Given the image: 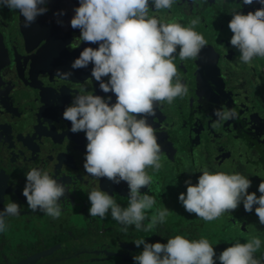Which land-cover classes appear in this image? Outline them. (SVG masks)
Returning a JSON list of instances; mask_svg holds the SVG:
<instances>
[{
    "label": "flooded vegetation",
    "instance_id": "obj_1",
    "mask_svg": "<svg viewBox=\"0 0 264 264\" xmlns=\"http://www.w3.org/2000/svg\"><path fill=\"white\" fill-rule=\"evenodd\" d=\"M78 2L50 0L49 12L39 16L28 28L23 27V18L18 12L0 8V133L6 136L4 142L0 140V204L4 199L14 198L16 193L22 194L25 174L32 168L50 170L57 178L58 170L52 168L54 165L59 166V170L67 171L65 167H69V162L84 161L85 153L82 150L87 144L86 135L83 131L71 132V122L62 115L75 95L93 93L110 96V103L115 102L114 93H104L99 83L91 77L92 64L73 70L70 79H61L55 74L57 69L69 70L71 62L84 47H98V44L84 42L79 47H73L79 42L80 33L79 29L70 27L69 20ZM259 7L261 5L257 0H253L251 5H244L242 0H176L170 10L153 13L150 9L149 13L168 22L178 21L184 26L190 20L199 18L195 31L208 41L198 59L180 61L178 54L176 56L175 63L182 81L187 84L188 95L177 98L171 105L166 102L158 105L155 116L148 117L162 150L161 169H148V172L155 179L159 197L158 202L156 199V209L165 206L171 218L178 216L182 221L170 223L171 226L168 224L169 229L176 233L199 228L208 240L218 241L214 246L217 256L234 244L237 238L245 243L250 239L248 236H256L261 240V248L256 253L259 257L264 253V225L259 223L253 211L244 210L242 202L237 209L216 220H200L178 204V195L186 193V180L197 183L200 170L204 167L212 172L231 174L237 172L235 164L240 161L244 168L243 175L248 179L257 178V183L264 179V58L256 57L250 65L242 63L238 49L230 44L232 32L228 27L233 9L247 14ZM150 8L154 6L150 4ZM59 9L66 12L62 18L64 26L57 24L53 15ZM103 79L107 81L108 78ZM217 108H234L238 119L216 126L213 111ZM242 131L244 134L241 135ZM32 146L33 150L30 149ZM219 147L224 150L220 151ZM77 156L82 158L75 159ZM60 157L72 159H58ZM81 169L84 171V168ZM75 170L78 174L80 168ZM84 178V182H75L83 183L90 188L85 189L89 192L95 183L87 174ZM15 181L16 185L11 186ZM252 183L255 182L251 181L249 189ZM120 189L107 193L126 207L128 194L115 192ZM249 189L248 192L253 193ZM82 190L71 192L75 198L61 199L62 216L59 219L44 214L42 222L51 228L49 233L28 229V236L19 235L15 247L0 242V264H135L131 258L136 254L133 251L141 252L143 249L138 248H143V245L137 247L132 244L133 241L145 239L149 243H162L159 234L160 227L167 229L164 223L151 231H137L132 225L124 232L121 230L124 226L115 221L110 212L104 218L93 217L89 215V208H85L87 217L81 218L82 226L66 222L71 220L70 216L80 215L77 205L83 198L85 205L90 207L88 194H83ZM67 202L72 205L68 207ZM26 203L22 202L25 207ZM22 204L20 215L6 217L7 227L0 232V238L7 236L9 231L13 233L20 221L22 227L24 223L26 227L34 226L35 215H41L40 212L34 213L29 209L28 214L24 215ZM149 222L145 220V226ZM211 226L210 231L204 228ZM234 231V238L226 240L229 233ZM170 233L168 239L177 235ZM84 237L92 242L79 243L80 238ZM94 237L96 240H93ZM28 243L36 248L30 254H26L28 248H23ZM163 243H167V239H163ZM61 244L66 245L56 249V254H51L55 250L47 252ZM101 253L106 258L98 259ZM215 264H220V261L217 259Z\"/></svg>",
    "mask_w": 264,
    "mask_h": 264
},
{
    "label": "clouds",
    "instance_id": "obj_2",
    "mask_svg": "<svg viewBox=\"0 0 264 264\" xmlns=\"http://www.w3.org/2000/svg\"><path fill=\"white\" fill-rule=\"evenodd\" d=\"M251 5L253 0H242ZM261 7L247 14L237 9L231 11L228 27L232 32L230 44L238 49L239 59L251 64L256 57L264 58V0H257ZM50 0H0V8L15 11L23 18V27H30L39 16L49 12ZM176 0H79L69 20L72 29H79V42L73 47H84L74 58L70 69H57L61 79H70L73 70L92 64L91 77L99 83L104 93H114L116 99L100 95L77 94L63 111V118L71 122L70 131H83L86 135V153L83 167L96 182L88 192L89 215L111 217L124 227L132 225L137 231H151L165 222L169 209L162 207L149 216L156 204L154 196L142 194L140 189L153 183L148 169L159 171L161 145L156 130L148 117H154L157 106L171 105L177 98L188 95L187 84L182 81L175 63L179 60L198 59L201 49L207 46L204 36L195 31L199 18L187 26L178 21H165L156 14L170 10ZM150 4L154 8H150ZM56 22L64 26V9L53 13ZM177 49H179L177 51ZM107 77V81L103 78ZM216 126L238 119L234 108L214 109ZM22 194L32 212H42L53 219L62 215L61 197L69 189L49 171L32 168L26 174ZM113 183L127 182L129 193L126 207L113 195L102 191L99 179ZM186 193L178 195L179 202L188 213L206 222L230 213L243 203L244 210L255 213L264 225V179L258 185L260 195L248 192L251 180L238 172H212L204 167L197 183L185 181ZM21 214V206L9 202L0 210V232L7 227L6 217ZM150 222L145 226L144 221ZM133 243L143 250L133 257L135 264H264L261 240L253 236L247 242L237 240L217 256L213 245L206 238L189 240L182 235L167 239V243H149L137 239Z\"/></svg>",
    "mask_w": 264,
    "mask_h": 264
},
{
    "label": "rangeland",
    "instance_id": "obj_3",
    "mask_svg": "<svg viewBox=\"0 0 264 264\" xmlns=\"http://www.w3.org/2000/svg\"><path fill=\"white\" fill-rule=\"evenodd\" d=\"M262 131L264 132V128L262 129ZM242 134H244V131H242V133H241V135ZM4 134H1L0 133V138H2V139H0V140H3V142L5 141L4 139H6L5 137V135L3 136ZM84 147H85V145H84ZM30 149L31 150H33V146L32 147H30ZM220 151H222V150H224V148L223 147H219L218 148ZM83 151V153H86V147H85V149H83L82 150ZM69 157H71V156H69ZM69 157H64V158H58V159H66V160H71L72 158H69ZM81 159L82 157L81 156H77V157H75V159ZM83 163H84V161L83 160H78V162H69L67 165H69V167H65L66 169H67V171H62V170H59V166H56V165H54L53 163V169L54 170H58V172H57V174H58V176H57V178L60 180V182H63V183H65L66 184V187L69 189V191L68 192H66V194H65V197H61V199H63V198H66V197H70V198H75L76 196H73L72 194H71V192H74L75 190H82L83 191V194H84V192L86 193V194H88V192L85 190V189H90V188H86V186L85 185H83V183H80V184H76V180H79L80 182L82 181V182H84L86 179L84 178V176L86 175V171H85V169H84V171H83V169H81V168H84L83 167ZM229 166V165H228ZM235 166H236V169H237V172L238 173H240V174H244L243 172H244V168H243V166L241 165V162L240 161H238L236 164H235ZM75 168H80V171L78 172V174H76V170H75ZM51 169V168H50ZM50 171V170H49ZM150 175H152L151 173H149ZM74 176H77V178L78 177H80L79 179H76ZM153 176V175H152ZM71 181H74L75 183L73 184ZM94 181V180H93ZM251 181H254L257 185H255V183H252V188L251 189H249V190H251V191H253V193H255L257 196H259L260 194L258 193V185H259V183H257L256 181H257V178H252L251 179ZM94 183H96L95 181H94ZM98 183H99V187H100V189L102 190V191H106V192H112V189H117V188H121L120 190H115V192H119L120 194H123V195H126V194H128V192H129V188H128V185H127V182H125V181H121L119 184H116V183H113L112 181H110V180H108L106 177L105 178H100L99 179V181H98ZM11 186L13 185V186H15L16 185V181L15 182H13L12 184H10ZM9 186V185H8ZM156 185H155V179H153V183L150 185V191H149V189L147 188V187H142L141 189H140V192L142 193V194H144V193H147V194H149V195H152V196H154V198H155V200L157 199V202H158V199H159V197H158V195H157V192H156ZM76 193H79V192H76ZM82 195V194H81ZM13 200V201H12ZM16 202V203H18L19 205L20 204H22V202L23 201H26V198L22 195V194H17L16 193V195H14V198H12V199H4V201L0 204V205H2L1 207H0V210H2V207H4L7 203H9V202ZM167 201H169V198L167 199ZM176 199H175V203H176ZM27 202V201H26ZM68 203V207L69 206H71L72 204L71 203H69V202H67ZM27 204V203H26ZM86 203H85V198H83L81 201H80V204H78L77 205V207H78V213L81 215V217H80V215H74V216H70V219L72 220H67L66 222H69V223H73V222H75V224H76V226H78V227H80V226H82V224H80L81 222H82V219L81 218H86L87 216H86V212H85V208H89V206L88 205H85ZM179 205H182L181 203H178ZM242 204V203H241ZM240 204V205H241ZM125 206V205H124ZM156 206L157 205H154L153 206V209L152 210H150L149 211V215H152L154 212H155V210H156ZM22 207L24 208V212H23V214L24 215H27L28 213H26L29 209L27 208V207H25L23 204H22ZM4 209V208H3ZM82 209V210H81ZM253 212H254V214L256 215V213H255V206H253V210H252ZM39 212V211H38ZM35 213V212H34ZM36 214H38V213H36ZM40 214L41 215H35V218H34V226H25V223L23 224V227L21 226V223H22V221H20L18 224H16L15 225V228H14V232L12 233V231H9V232H7V236H3L2 238H0V242L1 243H3V244H5V245H9L10 247H15V244L16 243H18V236L20 235L21 237L23 236V237H27L28 236V229L29 230H35V229H37V230H40V231H42V232H46V233H49L50 232V230H51V228H49L44 222H42V218L45 216L44 215V213H42V212H40ZM39 216H41V218H40V221H37V219H38V217ZM62 216V215H61ZM60 216V217H61ZM200 219V218H199ZM201 220V219H200ZM85 222H86V220H84ZM83 221V222H84ZM188 222H189V219L187 220ZM187 221H184L185 223L187 222ZM196 222L198 221V219L197 220H195ZM7 222V221H6ZM77 222H79V223H77ZM179 222H182V221H179V217L178 216H173L172 218H171V216L169 215L168 217H166V219H165V222H164V224H166V228L167 229H163V227H160V234H159V237L161 238V242L163 243V239H168V237H170L171 235V233L170 232H172V234L173 233H175L173 230H171V229H169V225H170V223H179ZM52 224V223H51ZM169 224V225H168ZM202 224V223H201ZM171 226V225H170ZM82 228V227H81ZM204 228H206L205 230H211L212 229V226L211 227H204ZM230 230V229H229ZM228 230V231H229ZM199 228H197V229H194L193 231H181L180 232V230L179 231H177L175 234H179V232H180V235H182V236H184L185 238H187V239H189V240H198V239H200V238H206V239H208L207 238V236H205L204 234H201V231L202 230H200L199 232ZM162 232H164L163 233V235L161 234ZM32 233V232H31ZM30 233V234H31ZM36 235H38L37 233H35ZM206 234H207V232H206ZM263 235V234H262ZM234 236H235V231L234 232H232V233H229V235L227 236V238H226V240L227 239H229V238H234ZM34 237H35V235H34ZM34 237H33V239H34ZM249 238H251L250 236H248ZM264 237V236H263ZM32 238H31V242L32 241H34ZM93 240H96V238L94 237L93 238ZM237 240H239V238H237L236 239V241ZM246 240V239H245ZM229 241V240H228ZM235 241V242H236ZM90 242H92L91 241V239H89V238H80V242L79 243H90ZM209 242H210V244H212L213 245V248H214V250H215V245L218 243V241L217 240H209ZM234 242V243H235ZM241 243H243V240L242 241H240ZM34 243H35V245H36V241H34ZM38 243H40V242H38ZM132 242H130V244H131ZM132 244H134V243H132ZM35 245H33V244H30V243H28V244H26L23 248H25L26 247V249L28 248V251H27V253L26 254H30L31 252H33L36 248H35ZM77 247H78V243H77ZM56 251H58V250H55V251H53V252H51V254H56ZM134 253H136V254H139L140 252H138V251H133ZM258 253V252H257ZM24 254V253H23ZM135 254V255H136ZM217 254V253H216ZM22 255V254H21ZM97 256V255H96ZM82 257V255H80V257L79 258H81ZM134 256H131V258H133ZM97 258L98 259H104V258H106V256H105V254H100V256H97ZM109 258H111V256H110V254H109Z\"/></svg>",
    "mask_w": 264,
    "mask_h": 264
},
{
    "label": "water",
    "instance_id": "obj_4",
    "mask_svg": "<svg viewBox=\"0 0 264 264\" xmlns=\"http://www.w3.org/2000/svg\"><path fill=\"white\" fill-rule=\"evenodd\" d=\"M65 245H66V244L57 245V246H55V247H53V248L48 249L47 252L52 251V250L59 249V248H61L62 246H65ZM138 249H143V248H138Z\"/></svg>",
    "mask_w": 264,
    "mask_h": 264
}]
</instances>
